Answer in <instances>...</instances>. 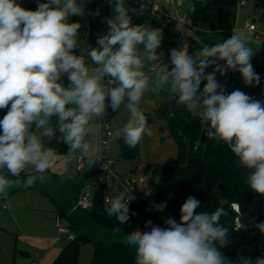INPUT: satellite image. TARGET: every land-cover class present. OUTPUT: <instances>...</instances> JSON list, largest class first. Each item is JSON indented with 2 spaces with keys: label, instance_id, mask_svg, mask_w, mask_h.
Wrapping results in <instances>:
<instances>
[{
  "label": "clouds",
  "instance_id": "obj_1",
  "mask_svg": "<svg viewBox=\"0 0 264 264\" xmlns=\"http://www.w3.org/2000/svg\"><path fill=\"white\" fill-rule=\"evenodd\" d=\"M107 3L112 12L104 17L107 31L91 46L81 37V23L70 21L89 13L82 0H36L35 10L18 0H0V110L6 109L0 119V194L13 185L29 188L48 179L46 173L56 163L52 141L93 166L101 148L88 138L108 109L118 114L126 108L129 113L121 127L107 129L109 139H123L126 147L136 148L152 136L140 108L145 93L159 95L167 88L198 117L208 140L234 154L248 187L264 195V100L240 89L228 92L217 78L236 72L245 87L260 85L251 62L256 52L246 39L234 33L206 44L195 56L183 40L169 50L168 64L149 72L146 65L162 59V30L133 23V16L146 11L144 2L139 8L126 0ZM70 162L71 157L63 162L65 171ZM144 194L151 196L152 191L144 189ZM135 199L125 189L106 198L104 212L123 226L138 215L130 211ZM149 207L163 212L167 201ZM201 207L199 199L189 196L180 206L179 220L168 215L161 226L148 219L144 228L125 234L124 243L135 250V264H264V256L238 254L235 262L225 256L222 249L230 246L231 234L221 217L227 212ZM253 227L264 234V222Z\"/></svg>",
  "mask_w": 264,
  "mask_h": 264
},
{
  "label": "trees",
  "instance_id": "obj_2",
  "mask_svg": "<svg viewBox=\"0 0 264 264\" xmlns=\"http://www.w3.org/2000/svg\"><path fill=\"white\" fill-rule=\"evenodd\" d=\"M239 1H198L195 4L197 8L191 25L198 29L197 25H201L203 31L230 29L234 25ZM255 2L257 7L264 8V0H255ZM150 3L152 0L144 2L146 11L139 17L133 16V23L151 24L153 27L164 29V25H159L151 15ZM22 6L35 10L37 4L34 1ZM70 21L76 22L78 19L71 17ZM202 40L212 45L210 39ZM251 62L261 76V83L249 89L257 92L264 84V52L257 51ZM5 113L6 109L0 110V119ZM155 113L164 120L176 144L177 156L171 163L146 166L144 173L146 174L151 168V176L155 177L157 182H153V194L150 198L143 201L140 206L130 208V211H135L138 215L132 216L127 224L119 226L115 218L109 219L105 214L104 186L94 193L89 209L72 210L88 172H83L75 180L66 179L63 175L49 171L46 173L49 180L59 183V195L53 199L44 190H40L53 201L59 218L67 224L74 234V239L91 244L90 264H135V250L124 243L125 234L136 228H144L148 219L161 226H163V218L168 215L179 220L180 206L189 196L201 201V211L210 212L217 207L226 210L227 215L221 217V223L229 227L231 244L222 249L225 256L233 262L236 261L238 254L253 259L258 257L260 232L253 227V223L264 221V195L257 194L248 187L243 170L226 145L208 139L200 143V135L204 128L198 117H193L177 102L172 110L170 105L161 104ZM105 118L109 120L108 114ZM118 145V157L121 161H139L138 145L134 149H129L124 145L123 139L118 140ZM49 146L58 155L65 154L68 148L66 145L56 144L55 141ZM24 176L22 173L21 177ZM21 188L18 186L13 190ZM162 201H167V207L163 212L150 209L151 203ZM119 228L121 231H118Z\"/></svg>",
  "mask_w": 264,
  "mask_h": 264
},
{
  "label": "crops",
  "instance_id": "obj_3",
  "mask_svg": "<svg viewBox=\"0 0 264 264\" xmlns=\"http://www.w3.org/2000/svg\"><path fill=\"white\" fill-rule=\"evenodd\" d=\"M198 1L201 0H152L163 15L170 17L175 16L179 21L174 22L172 25L158 23L159 25H164V29H161L164 37L163 43L161 49H158V52L162 54V59L158 64L146 65V71L155 72L158 67H161L163 64H168L169 50L177 47L183 40L188 42L190 55L195 56L199 49L206 45L202 39H209V37L217 33H225V36L229 33H234L235 21L232 28L220 31H203L201 25H197L199 29L192 26L191 24L195 18V9L197 8L195 4ZM82 2L86 3V8L89 10V13L83 18L77 17L82 26L80 29L81 37L85 40L86 44L96 46L97 37L107 31L104 17L112 14L111 8L107 0H82ZM248 22L249 21H246L244 23L242 31L246 32L254 40H263V43L256 44L251 48H253V50L254 48H262L263 50L258 51L264 52V33L260 35L256 34L255 27L254 33L251 34L246 28ZM253 22L254 20L252 19L250 23ZM198 23L200 24V22ZM177 25H180L181 31L177 30ZM188 25L191 27H188ZM255 36H257V38ZM77 54H79V52ZM206 71L211 72L212 68H208ZM65 83L67 84L66 79ZM164 92L171 94L170 90L167 88L164 89ZM171 98L172 95H170V98H165L162 103H168ZM99 131L100 122L98 123L97 133L95 132L94 135L88 138L94 144H98ZM73 154L74 153H71L68 148L65 154H56V163L49 172L63 175L69 180H75L81 176L83 172L90 170L92 166L88 164L86 159H84V165L82 167L78 166L75 160L76 156ZM69 157H71V160L74 159L75 165L74 162L73 164L70 162L68 165L71 164L72 166L67 165V170L65 171L63 162ZM72 169L75 170L74 175L69 174ZM23 174L25 175V173ZM9 178L15 179L14 177ZM10 191V195H6L5 198L7 204L6 206L3 205L4 209L9 212L0 218V246L5 251L4 260H1L3 251L0 252V264L90 263L92 249H86L88 243H82L76 239L69 240L57 233L56 221L59 217L58 210L53 201L45 195L40 188L22 187L18 190L10 189ZM115 196L116 195L113 194L112 198ZM17 254L21 257L20 260L18 259V262L16 260Z\"/></svg>",
  "mask_w": 264,
  "mask_h": 264
},
{
  "label": "rangeland",
  "instance_id": "obj_4",
  "mask_svg": "<svg viewBox=\"0 0 264 264\" xmlns=\"http://www.w3.org/2000/svg\"><path fill=\"white\" fill-rule=\"evenodd\" d=\"M209 9H214L212 7H209ZM235 25H234V33L237 35H240L244 37L248 43V46L253 47L256 44L263 43V40H254L251 36H249L246 32L242 31V27L246 21L254 20L253 24L256 27V34L260 35L261 33H264V8L256 7L255 0H246V5L244 6H238L236 18H235ZM233 33V34H234ZM233 34H228L225 36V33H217L213 34L209 39L212 42V44H215L217 42H220L222 38L228 39ZM204 35V34H202ZM257 49V50H256ZM263 50L262 48H254V51ZM236 72H228V75L226 76H220L217 74V78L220 81V83L225 84L228 83L231 85L232 89H240L252 96H254L256 99H262L264 100V84L259 88L257 92H253L249 89V87H245L242 78L240 77V74ZM234 75V76H233ZM170 95L164 92V90L161 91L159 95L146 92L144 95V98L141 101V111L147 118L148 126L152 130V136L148 137L145 136L140 143L138 144L139 153H140V159L138 162H130V161H121L118 157V140L116 139H109V150L107 152V157L113 161V165L111 170L114 172H118L117 178L120 180L125 181L128 179L129 173L131 171L136 170L137 166H141L143 170L146 168L147 165H153V164H167L171 163L177 156V147L176 144L169 134L168 129L166 128L164 120L157 117L155 111L161 104H168L170 105V101L168 103H162L164 102L165 98H170ZM107 114L109 116V124L110 128L112 130H115L118 127H121L129 118V113L126 108H122L121 111L117 113H112L111 109H108ZM98 131V128H97ZM96 131V133H97ZM73 155L79 156V153H74ZM74 159L71 160V164H73ZM68 166H72V165ZM75 165V162H74ZM70 175L75 174V170H70ZM147 179L149 180L150 185H154V183L157 182V179L155 177L151 176V168L149 171L145 174ZM71 177V176H70ZM24 177H21L23 179ZM12 179V178H11ZM14 180V179H13ZM49 181V182H48ZM34 187H38L42 190H44L49 196H51L53 199L57 198L59 195V183H54L49 178L41 183L37 181ZM18 186L13 185L11 188H9L6 193L0 194V218L5 216L9 211L5 210L3 205L6 206V195H10V189H16ZM264 222V221H263ZM87 250H91L92 246L91 244L86 245ZM1 254V260L5 259V251L0 246V252ZM264 256V234L260 233V241H259V255ZM20 255H16V260L18 262V259L20 260ZM88 264H90L88 262Z\"/></svg>",
  "mask_w": 264,
  "mask_h": 264
},
{
  "label": "built area",
  "instance_id": "obj_5",
  "mask_svg": "<svg viewBox=\"0 0 264 264\" xmlns=\"http://www.w3.org/2000/svg\"><path fill=\"white\" fill-rule=\"evenodd\" d=\"M35 0H18L21 4H31ZM147 0H126L128 5L132 8H136L140 6L142 2H146ZM246 4V0H240L238 6H243ZM151 15L154 20L159 24H171L172 22H177L179 19L175 16H166L163 15L156 4L153 2L149 4ZM188 27H191L188 25ZM247 30L253 34L255 31V25L253 23L248 22L246 24ZM257 38V36H255ZM227 91L231 92L233 89L231 85L225 83ZM110 128L109 121L104 117L103 122H100V131H99V140L98 145L101 148V152L99 154V159L95 161V164L88 170V175L86 176L82 188L77 196L76 202L72 207V210L77 209H89L92 205V199L94 193L101 187L106 188V192L103 196V202L106 204V198H112L113 194L118 195L121 191L125 189H130L136 199L133 200L130 204V208L133 206H140L141 203L151 196H145V190H151L153 194L152 185L149 184V180L145 176L144 170L141 166H137L136 170L131 171L129 173L128 179L125 181L117 178L118 172H114L111 170L113 161H111L107 157L109 137L107 135V129ZM76 163L78 166L82 167L84 165V159H80V156L75 157ZM56 229L57 233L60 236H64L69 240H74V234L70 231L67 224L58 217L56 221Z\"/></svg>",
  "mask_w": 264,
  "mask_h": 264
},
{
  "label": "water",
  "instance_id": "obj_6",
  "mask_svg": "<svg viewBox=\"0 0 264 264\" xmlns=\"http://www.w3.org/2000/svg\"><path fill=\"white\" fill-rule=\"evenodd\" d=\"M204 1H207V0H204ZM175 103H176L175 98L172 95V100L170 102V109L171 110L173 109ZM206 140H207V137L205 136V130L203 129L202 132H201L199 141H200V143H204Z\"/></svg>",
  "mask_w": 264,
  "mask_h": 264
}]
</instances>
